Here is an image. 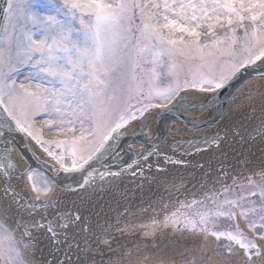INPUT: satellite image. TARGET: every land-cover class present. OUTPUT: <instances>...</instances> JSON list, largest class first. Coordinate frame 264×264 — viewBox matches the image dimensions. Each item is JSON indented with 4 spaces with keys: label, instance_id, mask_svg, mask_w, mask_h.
Segmentation results:
<instances>
[{
    "label": "snow or ice",
    "instance_id": "1",
    "mask_svg": "<svg viewBox=\"0 0 264 264\" xmlns=\"http://www.w3.org/2000/svg\"><path fill=\"white\" fill-rule=\"evenodd\" d=\"M40 9L36 0L0 9V264H264V161L243 151L246 172L221 164L195 183L166 179L167 199L143 209L148 223L92 218L98 190L125 174L147 179L154 157L157 173L188 163L167 154L169 140L222 158L250 132L264 141V0ZM230 88L259 104V125L209 134L193 113ZM29 146L50 158L39 184Z\"/></svg>",
    "mask_w": 264,
    "mask_h": 264
},
{
    "label": "bare ground",
    "instance_id": "2",
    "mask_svg": "<svg viewBox=\"0 0 264 264\" xmlns=\"http://www.w3.org/2000/svg\"><path fill=\"white\" fill-rule=\"evenodd\" d=\"M249 84H243L241 85V89L249 87ZM237 105H240L239 108H237ZM231 109V111H230ZM226 110L229 113L228 120L226 124H223L222 122L226 119H223L222 122H218L215 126V129L219 127H223V129H219V132H222V130L229 129V128H235L237 125L243 123L244 125L248 126L255 121V124L258 126L259 120L255 119L256 117H259L261 115L259 104H255L252 106H249L248 103V97H232L230 99V104L227 105ZM199 120L204 121V117H196ZM249 119V123H244L242 121ZM257 122V123H256ZM177 127H181L178 125ZM211 133H216V130H211ZM179 135L181 137H188V132H180ZM260 138L255 134V132H250L248 135V143L244 144L243 147L245 149H250L253 145L260 142ZM231 143V140L229 141ZM172 145L174 148H176V152L173 155H170V152L172 150ZM200 146L203 147V142L201 140ZM187 145L184 144L182 141L179 145L176 144L175 141L169 140V142L165 145V150L168 155L173 156L174 158H183L188 163L186 165H164L165 166V174L164 176L168 179L170 182H174L176 184H179L181 181H184L187 183L188 181L192 182V179H199V175L201 174V169L199 165H204L205 172H215L217 170V166L223 165L224 167L227 164V160L225 157H221V154L216 150H209V151H202V152H195L192 151L191 154H185L183 152V148H186ZM233 147H236L235 144H233ZM31 148V147H30ZM32 149V148H31ZM33 150V149H32ZM230 149L227 148V152ZM34 151V150H33ZM37 155L38 153L34 151ZM264 154V145L260 147L258 150V154L255 155V158L248 156L246 159L247 161H254L255 165H258L261 163V161H264L263 158L260 156ZM41 160H43V156H38ZM43 158V159H42ZM154 167L152 168L151 172L146 171V176L149 177L151 174H160L156 172L155 164L161 163L162 164V158L160 160H157L155 157L152 161ZM163 166V165H162ZM163 166V167H164ZM211 166V167H210ZM163 173V172H162ZM204 174V173H203ZM130 180L135 183L139 184L142 188L134 187V195L135 196H141L144 194V191L148 188L152 187V180L148 179L147 181L142 178L141 176H131L130 174H126ZM124 178V176L122 177ZM202 178H205L204 175ZM206 179V178H205ZM43 178L36 174V181L39 184ZM157 189L150 190L152 193L151 198L148 199V206L153 203L154 201L159 200L161 197H164L167 199V192L165 191V187L163 182H160L156 185ZM189 188H191V184H187ZM182 199V197H180ZM125 198L124 194L120 191H114L113 189H106L105 194H101L100 190L97 191L96 195L93 197V219H99L101 222L104 220H110L115 221L116 219H127V216L129 215L128 210L123 209ZM96 213H99V216H96ZM127 213V215H125ZM107 214H110V216H107ZM151 212L147 215L142 214L141 216H149ZM137 223H141L140 221H136ZM133 237L129 236L127 240H122L121 242H132ZM140 239H144V237L141 235Z\"/></svg>",
    "mask_w": 264,
    "mask_h": 264
},
{
    "label": "rangeland",
    "instance_id": "3",
    "mask_svg": "<svg viewBox=\"0 0 264 264\" xmlns=\"http://www.w3.org/2000/svg\"><path fill=\"white\" fill-rule=\"evenodd\" d=\"M45 3V0H36V6H37V9L38 10H42L40 9V5L44 4Z\"/></svg>",
    "mask_w": 264,
    "mask_h": 264
}]
</instances>
